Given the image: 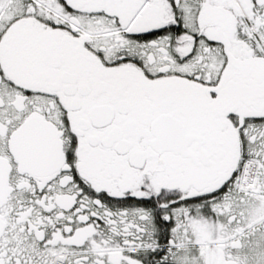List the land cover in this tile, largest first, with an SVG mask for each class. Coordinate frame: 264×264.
<instances>
[{
  "label": "snow or ice",
  "instance_id": "6c2138e0",
  "mask_svg": "<svg viewBox=\"0 0 264 264\" xmlns=\"http://www.w3.org/2000/svg\"><path fill=\"white\" fill-rule=\"evenodd\" d=\"M0 264H264V0H0Z\"/></svg>",
  "mask_w": 264,
  "mask_h": 264
}]
</instances>
